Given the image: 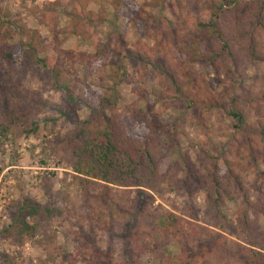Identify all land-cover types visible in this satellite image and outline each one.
I'll return each mask as SVG.
<instances>
[{"label": "rangeland", "instance_id": "374dc122", "mask_svg": "<svg viewBox=\"0 0 264 264\" xmlns=\"http://www.w3.org/2000/svg\"><path fill=\"white\" fill-rule=\"evenodd\" d=\"M79 1L93 21L74 13ZM260 1L243 0L221 20L237 63L209 64L206 54L217 45L194 22L208 21L212 0H0L7 23L0 38L14 35L0 48L16 57L10 63L0 53V264H88L84 251L100 264H130L134 253L133 264L177 256L181 264H244L242 246L264 243V142L255 131L264 124V30L252 24V3ZM29 31L39 36L31 62L23 58ZM101 43L109 50L95 58ZM40 58L93 106L103 87L115 89L108 118L119 114L133 139L153 135L166 156L160 186L119 188L74 171L79 125L103 118L57 88ZM153 62L184 81L186 95ZM227 108L244 112L246 132L236 130ZM27 121L40 123L36 134L27 133ZM216 176L222 220L208 209ZM27 198L44 207L32 237L10 228ZM171 214L181 224L176 235ZM140 228L145 235L137 240ZM145 239L150 247L138 252L136 242Z\"/></svg>", "mask_w": 264, "mask_h": 264}, {"label": "trees", "instance_id": "16d2710c", "mask_svg": "<svg viewBox=\"0 0 264 264\" xmlns=\"http://www.w3.org/2000/svg\"><path fill=\"white\" fill-rule=\"evenodd\" d=\"M242 2L243 0H212L211 8H206L209 12L208 21L198 18L194 22L195 27L201 32H208L209 35L214 38L215 44L217 45L214 54H206L209 57V64H215L220 58L237 63L238 55L235 50V45L231 40L225 38L224 31L221 28V20L228 10L238 9ZM87 5V2H77L74 5V13L93 21L90 14L92 12L88 11ZM252 9V24H258L264 30V1L252 3ZM6 24V22L0 19L1 28ZM11 24L12 23H9L10 26ZM24 31H26V29H24ZM7 34H9V36H7ZM7 34H5L4 40H6V37L9 38L14 36L11 31ZM29 36L30 41L25 45L26 49L23 53V58L27 62H31L34 55H37L39 51L38 33L29 31ZM3 39L1 37L0 41L4 44ZM109 47L107 43L99 44L95 58L107 55ZM249 51L253 58L261 59L257 49L251 48ZM0 53L4 55L10 63H15V54L11 51H7L4 45L3 47L1 46ZM38 63L43 65L45 73L54 80L55 86L57 88H63L66 91L72 102H81L84 105H91L86 99L78 97L69 86L61 84L62 76L56 68L51 67L47 61L41 58ZM153 64L156 69H162L161 71L164 75L167 74V77L169 76L168 78H171L172 85L177 93L186 95L188 89L185 87L184 81L181 79L177 80L171 72L159 67V65L154 62ZM97 101L96 106L91 105L90 107H92L95 114L101 116L103 119L101 124H95L91 120H88L79 125L77 137H81L83 140L81 143L75 145L74 154L77 157V161L73 166L74 171L84 176L86 182L101 181L119 188L142 187L151 191L155 190L160 186L164 178L161 164L165 163L164 158H166V156L163 149H161L160 145H157V141L154 139L153 135L146 136L140 140L133 139L128 134L126 124L124 120L120 118L119 114L113 113V117L108 118L107 111L118 102V97L114 88L103 87V92H101ZM226 111L228 115L234 118V126L237 131L246 132L248 130L249 124L244 112L233 108H227ZM65 115L68 120L71 119L70 114ZM24 124L29 135L36 134L40 129V123L38 121H33V123L27 121ZM262 126L263 128H261L259 132L257 130L255 131L264 142V124H262ZM226 163L229 164L230 169H233L232 163L228 159H226ZM220 183L219 176H216L213 184L214 187L211 189V204L208 209L216 219L222 220L223 217L220 214V208L224 204L225 197L221 193ZM43 209V205L36 203L33 199H25L23 202L19 203L14 214H12V224L10 228L17 229L18 233L24 237L35 236L39 226L37 223L33 222V219L41 214ZM45 210L46 212H51L50 208H45ZM169 219V233L176 235V232L181 231L180 220L172 214ZM248 223L250 226L252 225L249 222V216ZM142 235L144 236L145 234L143 229L140 228L135 238L140 240V236ZM249 242V244L242 246V262L244 264H264V243L258 240V238L250 240ZM150 243V239H145L143 242L137 241L136 246L138 252L141 249H148ZM152 250L151 248V251ZM83 255V260L88 264L101 263L100 261H94L93 263V255L89 251H84ZM135 257H137L135 253L134 255L128 254L127 262L130 264L135 263ZM181 261V257L177 256L169 258L168 261H165V264H181Z\"/></svg>", "mask_w": 264, "mask_h": 264}, {"label": "built area", "instance_id": "2783aa9c", "mask_svg": "<svg viewBox=\"0 0 264 264\" xmlns=\"http://www.w3.org/2000/svg\"><path fill=\"white\" fill-rule=\"evenodd\" d=\"M1 204H2V207L5 205V204H7L6 202H7V200L5 199V200H1Z\"/></svg>", "mask_w": 264, "mask_h": 264}]
</instances>
